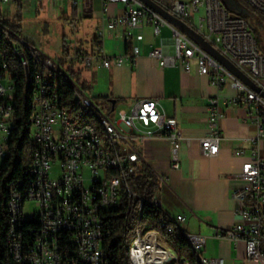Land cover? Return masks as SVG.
<instances>
[{"label": "built area", "instance_id": "1", "mask_svg": "<svg viewBox=\"0 0 264 264\" xmlns=\"http://www.w3.org/2000/svg\"><path fill=\"white\" fill-rule=\"evenodd\" d=\"M13 1L28 6L32 1L44 0H0V5ZM164 8L182 20L189 22L207 41L212 43L226 58L248 75L264 90V49L258 36L253 32L250 22L243 16L228 11L223 0H156ZM251 8L264 15V0H244ZM74 6L78 0H72ZM110 3L125 6L120 20L129 23L132 30L139 28L147 19L159 34L163 25L170 24L159 13L140 0H104L107 10ZM197 15L193 24L191 18ZM113 20L108 27L113 29L120 22ZM12 33V41L7 45H20L23 56L33 62L36 70V89L31 137L33 148L27 168H35V175L23 176L8 184V197H3L0 189V231L6 230L8 253L16 264H110L105 251L104 240L111 235L113 224L111 214L128 200L130 210L137 201L136 212L140 214V205L146 199L132 187L131 182L141 165L142 155L138 145L147 138H168L174 155L189 139L184 137L176 118L170 116L157 98L136 100L131 110L115 111L108 107L105 112L94 98L88 96L80 87L79 99L86 108L98 109V114L109 126V132L116 137L118 159L123 160V187L114 186V176L107 169L104 147H97L96 133L87 124L81 129L69 127V120L75 116L65 114L59 105V94L51 91V80L44 74L59 73V64L45 56L35 44V38L23 31ZM134 54L140 52L137 42L142 35H134ZM174 50L166 53L162 47H155L150 56L157 59L161 66L181 65L187 72L192 69V61L197 63L198 71L211 78L213 84L223 87L227 79L236 89V95L229 99L234 104L254 105V120L259 126V134L254 139H264V98L258 92L243 83L223 65L216 62L202 47L179 29H174ZM1 42V37H0ZM5 48H0V166L9 155V141L15 127L14 80L10 72L9 61L3 57ZM100 53L85 57L83 62L91 66ZM105 67L121 66L133 61V55L102 57ZM8 84V85H7ZM222 100L213 97L210 101V133L201 139L202 151L214 156L220 151V136L216 126L224 117ZM174 168L180 167L176 159ZM244 180L234 195L240 202V220L235 223L227 236L235 242H244L247 257L264 260V155L255 151L240 173ZM163 182V178H160ZM159 192V191H158ZM158 192L150 201L159 214L160 226L169 232L189 233L183 223L185 214L172 215L164 209ZM34 201L36 207L29 212L28 203ZM40 219V226L29 227L19 234V241L10 240V230H15L19 220ZM165 218L177 219V226L165 225ZM130 252L129 264L141 252L160 243V231L145 229L138 225ZM197 248L202 249L205 237L190 233ZM70 241H78V248H70ZM176 259L177 264H188L185 257L173 255L166 249L160 261H148L145 264H165ZM213 264H223L221 258L206 257Z\"/></svg>", "mask_w": 264, "mask_h": 264}, {"label": "crops", "instance_id": "2", "mask_svg": "<svg viewBox=\"0 0 264 264\" xmlns=\"http://www.w3.org/2000/svg\"><path fill=\"white\" fill-rule=\"evenodd\" d=\"M15 5L17 12H33L35 15L46 7L56 20L77 26L76 56L78 50L82 51L79 54L81 61L100 53L101 57L88 66V71L95 72V75H89L91 81L80 86L88 96L107 100L111 110V100L115 99L116 112H129L141 98L161 101L166 112L177 119L184 137L189 139L183 143L177 158L168 138H147L138 145L141 164H147L159 178H163L158 196L164 209L172 215L185 214L184 229L205 237L204 256L221 258L223 264H264V260L247 257L244 242H235L227 236L240 220L241 204L234 193L244 184L240 177L243 166L255 151L264 155V139L254 141L260 130L254 120L255 106L229 102L236 95L231 79H227L223 87L213 84L209 76L199 73L195 60L189 72L179 64L161 66L150 52L155 47H162L166 53L172 52L176 27L163 25L160 33L155 34L154 26L145 19L139 28L132 30L127 21L120 20L125 13L123 4L110 3L107 10L104 0H78L77 6L72 0ZM193 17L197 18V15ZM193 17L191 22L194 24ZM116 19L120 22L110 29L109 23ZM137 34L142 35L137 42L141 50L134 54L136 41L133 37ZM86 43L92 46L91 50ZM121 55H133V61L111 67L102 64L104 56ZM213 97L223 101L224 117L216 126L220 151L207 156L202 151L201 139L210 133L209 105ZM176 159L180 162L179 168L173 166Z\"/></svg>", "mask_w": 264, "mask_h": 264}, {"label": "trees", "instance_id": "3", "mask_svg": "<svg viewBox=\"0 0 264 264\" xmlns=\"http://www.w3.org/2000/svg\"><path fill=\"white\" fill-rule=\"evenodd\" d=\"M241 4L242 8L236 6ZM226 8L233 15L243 16L249 21L257 20L263 28L260 30L254 28L253 32L258 36L259 43L264 49V15L251 8L243 0L225 1ZM24 17L22 11L14 17L4 15L0 7V48H5L3 57L9 61L10 72L14 80V108H15V127L12 131L9 141V155L0 166V189L3 197H8V184L11 181L21 179L26 175L28 164L30 163L33 142L31 137L32 117L34 112V77L33 74L36 66L30 62L29 74L31 79L27 80V74L22 66L19 58L13 52L12 46L8 44L10 41L6 38V32L13 31L15 33L23 30ZM11 49H10V47ZM66 40H64V48L66 50ZM130 48V47H128ZM79 57L80 50L77 51ZM44 74L51 80L50 89L59 94V105L65 108L71 116L78 117L76 122L88 121L95 116L93 110L83 108L80 102L76 101V84L68 80L67 73L60 71L58 73V83L56 82L57 73L48 72L46 69ZM84 89V87L82 88ZM95 98V97H94ZM131 185L133 189L146 199L141 215L136 212L137 201H134L130 210L128 209V200L111 214L113 230L110 236L104 240V251L110 260V264H129V252L134 238L136 237V227L138 225L145 229L154 228L163 234L168 235L160 226L159 214L153 204L150 202L153 196L161 189V182L158 175L147 164L139 165L136 175L133 177ZM21 223L22 231H28L27 227H38L37 223ZM170 236V235H169ZM180 247L182 257H185L190 264H200L199 259L190 246L189 242L179 235L176 239ZM6 230L0 231V264H16L13 262L6 244ZM72 248V247H70Z\"/></svg>", "mask_w": 264, "mask_h": 264}, {"label": "rangeland", "instance_id": "4", "mask_svg": "<svg viewBox=\"0 0 264 264\" xmlns=\"http://www.w3.org/2000/svg\"><path fill=\"white\" fill-rule=\"evenodd\" d=\"M243 2L245 1L243 0ZM235 3L237 7L242 8L241 4ZM0 7L7 17H14L18 13L13 1L1 4ZM22 15L24 17V30L22 31L30 37L35 38L36 46L45 56L59 64L61 70L67 73L69 81L75 83L77 86H83L85 82L91 81L89 75H95V72H89L88 68L90 67L86 66L85 63L76 56V47L79 40L77 26L74 24H64L62 20H56L54 14L48 12L46 7L39 15H35L33 12H23ZM196 19L197 18L193 17L194 21H196ZM64 35H66V50L64 48ZM86 45H88L89 50H91L92 46L89 43H86ZM69 54L71 57H68ZM58 79L57 73V83ZM95 102L98 103L105 112L108 111L107 100L95 98ZM95 119L96 118L93 117L89 120L95 121ZM74 123L77 124L76 121H74ZM34 207H36L34 201L28 203L29 212L32 211ZM159 237L160 244L164 248L170 250L173 255L182 257L179 244L175 240L174 235L169 236L160 232ZM184 238L186 239V237ZM165 264H177V261L176 259H172Z\"/></svg>", "mask_w": 264, "mask_h": 264}, {"label": "bare ground", "instance_id": "5", "mask_svg": "<svg viewBox=\"0 0 264 264\" xmlns=\"http://www.w3.org/2000/svg\"><path fill=\"white\" fill-rule=\"evenodd\" d=\"M1 29V27H0ZM6 38H8L10 41H12V33L10 31L6 32ZM13 52L17 55L19 58L22 66L24 67L26 74H27V80H30V74H29V61L26 56H23L22 50H20V45H11ZM10 47V46H9ZM11 49V47H10ZM34 91L36 89V77H34ZM76 87V94L79 98L80 94V87ZM79 102L81 103V106L84 108V102L79 99ZM34 108H36V100L34 101ZM86 108V107H85ZM89 110H93L95 112V121H80L74 123V120H69V127H72V129H81V124H87L90 126L91 130H94V133H96V142L97 147H104V156H106V166L107 169L111 170V176H114V186L116 187H123V160L118 159V152H113V149H116V137L111 132H109V126L106 122V119L103 118L102 114H98V109L96 108H88ZM62 111H65V114H69V112L62 108ZM76 117V116H75ZM78 117H76L77 120ZM27 176H33L35 175V168H28L25 172ZM143 206L140 205V214L143 211ZM32 222L37 223L40 226V219L35 218H26L19 220V223L16 224L15 230H10V240L11 241H19V234H22V225L21 223H30ZM31 223V224H32ZM165 225L170 226H177V219L174 218H165ZM35 227V226H34ZM29 229V227H27ZM136 235H137V229H136ZM168 235L175 236V239L180 235V232H178V229H171L168 232ZM182 236L186 237L187 241L189 242L190 246L196 253L200 264H213L212 262L206 261V256H204L202 253H200V249L197 248V243L190 237V233H181ZM70 247L72 248H78V241H70ZM166 248H164L160 243H157L156 246L141 250L140 253H138L135 258L132 259V264H145L148 263V261H160V256L165 254ZM188 264L189 261H188Z\"/></svg>", "mask_w": 264, "mask_h": 264}, {"label": "water", "instance_id": "6", "mask_svg": "<svg viewBox=\"0 0 264 264\" xmlns=\"http://www.w3.org/2000/svg\"><path fill=\"white\" fill-rule=\"evenodd\" d=\"M144 4L151 7L157 13H159L163 18H165L170 24L174 25L177 29L183 32L185 35L189 36L193 41H195L200 47H202L216 62L223 65L227 70H229L233 75L239 78L243 83L247 84L250 88L258 92L264 98V90L257 85L248 75H246L241 69H239L235 64H233L228 58H226L212 43L207 41L205 37L200 34L195 28H193L189 22L182 20L181 18L174 15L171 11L164 8L156 0H140ZM229 1V0H225ZM252 29L258 28L262 29L263 26L257 21H249ZM79 102V98H76ZM112 108H115L116 100H111Z\"/></svg>", "mask_w": 264, "mask_h": 264}]
</instances>
